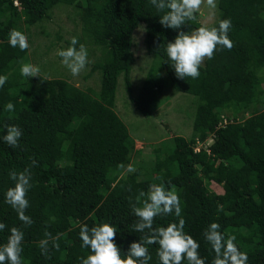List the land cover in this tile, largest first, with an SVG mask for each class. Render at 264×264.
Instances as JSON below:
<instances>
[{
  "label": "trees",
  "instance_id": "obj_1",
  "mask_svg": "<svg viewBox=\"0 0 264 264\" xmlns=\"http://www.w3.org/2000/svg\"><path fill=\"white\" fill-rule=\"evenodd\" d=\"M0 0V246L12 227L24 232L22 264H81L90 249L82 248L80 225L102 223L116 227L114 243L125 256L141 233L132 229L137 217L131 202L153 184L165 183L178 193L184 231L199 244V255L212 264L215 253L204 232L212 222L220 224L227 238L248 255L247 264H264V0H216L218 15L212 24L199 20L180 29L166 28L150 0ZM71 6L89 40L94 55L84 79L100 76L99 90L80 88L63 77H24L21 66L29 64V48L10 46L9 33L19 30L32 42L31 27L51 17L58 5ZM231 20L228 50L217 46L212 59H205L198 78H178L168 59L166 46L179 31L191 33L200 26L218 27ZM74 21V19H73ZM144 23L145 53L155 58L132 96L134 63L133 32ZM77 37V49L81 44ZM71 40H69L70 44ZM175 92L197 97L190 133L172 135L153 149L152 164L134 166L135 139L116 112V87L122 76L124 88L135 108L144 116L152 113L158 92L167 84ZM11 102L14 112L5 111ZM233 115L218 127L220 115ZM5 125L22 130L19 147L3 140ZM198 147V150L196 148ZM162 152V156L160 155ZM32 167V188L27 194L26 226L5 202L15 182L8 173ZM123 165V167H121ZM211 182L222 192L210 188ZM146 198V197H145ZM175 215L158 216L155 227L178 222ZM45 231L59 235L60 248L41 254L39 241ZM151 260L161 264L158 245L147 246ZM182 264H188L184 259Z\"/></svg>",
  "mask_w": 264,
  "mask_h": 264
},
{
  "label": "clouds",
  "instance_id": "obj_2",
  "mask_svg": "<svg viewBox=\"0 0 264 264\" xmlns=\"http://www.w3.org/2000/svg\"><path fill=\"white\" fill-rule=\"evenodd\" d=\"M150 3L157 13H160V24L172 29H180L182 25L196 22L202 4L206 3L210 9L217 7L216 0H150ZM14 4L19 6L16 0ZM231 26L230 19H223L218 27L209 28L202 25L191 33L179 31L174 42H169L166 46V53L176 76L182 79L198 78L200 66L206 58H213L217 46L231 50L233 42L227 35ZM8 42L11 47L19 48L21 51L29 48L26 35L19 30L10 31ZM77 44V37H72L69 47L57 53L73 76H78L88 64L87 49L83 44L77 49ZM20 71L24 77H40V69L31 64H23ZM6 82L7 76L0 75V87ZM14 110L11 102L5 105V111ZM5 128L4 142L12 148L19 147L22 130L16 125H5ZM36 163L33 160L32 165L22 171L12 170L8 173L15 184L6 191L5 202L15 210L19 220L26 226L33 223L31 217L25 213L29 207L27 194L33 186L31 169ZM126 171L131 173L135 168L130 164ZM130 204L133 214L138 218L132 229L142 234L140 241L132 242L128 253L122 256L114 243L115 226L102 223L90 228L87 224H82L79 231L81 247L90 249V254L82 258L81 264H148L151 256L147 246L150 245L159 246L157 256L161 264H182L184 259L188 264H206L205 259L199 255L200 244L184 231L185 220L181 218V201L177 192L167 189L163 182L153 184L147 193L141 191L135 197V202L130 201ZM168 215H175L179 218L178 222L169 223L166 227L154 226L156 217ZM5 228L6 224L0 222V231ZM220 228V224L212 222L204 232L205 240L215 253L212 264H247L248 255L240 251L234 243L236 237L226 238ZM23 239L24 232L20 228L10 229L7 242L0 246V264H22ZM59 248V235L53 236L51 232L45 231L44 238L39 241L41 254L50 258V249Z\"/></svg>",
  "mask_w": 264,
  "mask_h": 264
},
{
  "label": "rangeland",
  "instance_id": "obj_3",
  "mask_svg": "<svg viewBox=\"0 0 264 264\" xmlns=\"http://www.w3.org/2000/svg\"><path fill=\"white\" fill-rule=\"evenodd\" d=\"M218 15L217 7L210 9L206 3L201 5L198 13L199 20L203 24H212ZM74 19V21H73ZM32 42L29 44V52L26 56L29 64L37 66L44 76L63 77L76 86L87 89L99 90L100 76L94 72L89 78L84 79L94 60V55L89 49L92 47L89 40L81 35V24L73 14L71 6L58 5L52 9L51 17L43 20L38 26L31 27ZM144 23L139 24L133 32L132 48L134 63L131 69L132 96H136L143 78L149 68L153 56L145 53L144 46ZM74 35H81V44L88 52V64L78 75L73 76L70 70L62 63V58L57 55L61 49L69 47V40ZM156 59V58H155ZM164 78L166 85L158 92V100L153 105L152 113L148 116L142 115L130 101L124 88L122 76L120 75L116 87L117 104L116 112L128 127L129 134L135 139V149L132 151L133 167L153 163L155 147L163 146L161 143L172 135H187L192 127L197 97L184 92H175L168 81L167 74L163 71L158 74ZM162 156V152H160ZM129 164V165H130ZM210 188L216 192H222L221 185L211 182Z\"/></svg>",
  "mask_w": 264,
  "mask_h": 264
},
{
  "label": "built area",
  "instance_id": "obj_4",
  "mask_svg": "<svg viewBox=\"0 0 264 264\" xmlns=\"http://www.w3.org/2000/svg\"><path fill=\"white\" fill-rule=\"evenodd\" d=\"M236 117L233 115H229L228 117L224 114L221 115V121L218 123V127L224 126L228 121L233 122L235 121ZM237 120V119H236Z\"/></svg>",
  "mask_w": 264,
  "mask_h": 264
}]
</instances>
